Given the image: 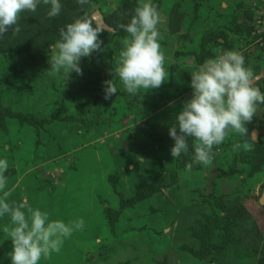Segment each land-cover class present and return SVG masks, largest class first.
<instances>
[{
  "label": "rangeland",
  "instance_id": "obj_1",
  "mask_svg": "<svg viewBox=\"0 0 264 264\" xmlns=\"http://www.w3.org/2000/svg\"><path fill=\"white\" fill-rule=\"evenodd\" d=\"M60 3L54 27L42 18L34 27L54 31L50 43L29 32L27 11L20 33L0 38V160L8 162L0 199L38 208L49 220L84 222L39 264H264V161L256 158L264 152V104L254 114L258 135L247 140L227 130L209 165L187 171L191 148L174 160L169 136L191 97V73L225 50L243 54L264 92V0H152L168 79L135 95L112 71L127 35L120 25L138 0L83 7L102 17L104 51L82 58L83 75L70 80L47 72L50 45L80 7ZM111 79L117 93L106 101L102 83ZM10 223L0 218V264H11L3 233Z\"/></svg>",
  "mask_w": 264,
  "mask_h": 264
},
{
  "label": "clouds",
  "instance_id": "obj_2",
  "mask_svg": "<svg viewBox=\"0 0 264 264\" xmlns=\"http://www.w3.org/2000/svg\"><path fill=\"white\" fill-rule=\"evenodd\" d=\"M83 7L89 0H77ZM40 0H0V38L21 31L19 16L25 11L36 12ZM48 7L47 16L54 18L61 13L60 0H43ZM161 15L152 0H138L127 24L120 28L127 33L121 38V49L116 57L114 77H118L124 91L135 95L141 89H159L168 79L165 55L161 50V33L158 29ZM105 31L97 23L95 13L83 12L72 22L59 28V39L50 45L49 73H62L68 80L70 74L83 75L81 59L94 52H103ZM115 79L102 83L108 101L117 93ZM252 69L245 66V57L238 51L225 50L214 58H208L191 73V97L183 101L182 110L169 127L174 141L170 155L175 159L188 153L193 159L186 165H209L214 156V146L223 143L227 130H234L242 137H255L250 130L258 104H264V92L255 84ZM191 140V144H189ZM247 147L245 142L243 145ZM241 145H234L239 148ZM8 169L7 160H0V172ZM7 177L0 175V190L6 187ZM7 196V193H5ZM10 216V225L3 233L10 238L11 251L7 254L11 264H39L42 257L59 252L65 238L73 230L83 228V220L65 224L62 220H49L48 213L25 203L11 204L0 199V218Z\"/></svg>",
  "mask_w": 264,
  "mask_h": 264
},
{
  "label": "trees",
  "instance_id": "obj_3",
  "mask_svg": "<svg viewBox=\"0 0 264 264\" xmlns=\"http://www.w3.org/2000/svg\"><path fill=\"white\" fill-rule=\"evenodd\" d=\"M96 2L97 0H89V3H91V2ZM70 2L73 4V3H77V0H70ZM47 7V6H46ZM45 6H44V4H39L38 5V8H37V10H36V12H29V11H27L26 12V14H24L23 15V17H24V19H26V20H29V21H31L34 25H33V27H32V24H30L29 25V32H33L36 36L37 35H39L40 36V33H42L43 35H45L44 36V40L45 41H43V42H47V43H50V41H49V39H50V37H51V40L52 39H56L57 38V34L54 32V31H48V30H39V29H34V27H41V25H40V23H39V19L40 18H42V20H45V21H48V20H50L49 22H47V28H49V29H51V27H54V25H52V24H54V22L53 21H51V18H49L48 16H47V13H40V9L39 8H42V9H45L46 8ZM83 12H85L84 10L82 11L81 10V6L79 7V10H78V14H77V16H79V15H82L83 14ZM40 13V14H39ZM67 12H65V14H66ZM42 14V15H41ZM115 18H117V19H119V18H121V22H123V23H125V22H127V15L126 14H122V13H120V12H118V13H116L115 14V16H114ZM57 18H59V15L58 16H56V17H54V18H52L53 20H56ZM35 19H38L37 20V22H35ZM110 24V23H109ZM111 24H113V23H111ZM24 25H25V29L26 28H28V27H26V22L24 21ZM51 25V26H50ZM261 123L259 122V120H257L255 117L253 118V122L251 123V124H248L247 125V127L249 128V130H250V134H251V132H252V130L255 128V127H257L258 125H260ZM251 136V135H250ZM250 136L249 137H247V140H249V139H251L250 138ZM257 152V159L258 160H261L262 162L264 161V152L262 151L261 152V150H258V151H256ZM253 160H255V158L253 159ZM260 161V163H262ZM256 162V161H255ZM263 164H264V162H263Z\"/></svg>",
  "mask_w": 264,
  "mask_h": 264
},
{
  "label": "water",
  "instance_id": "obj_4",
  "mask_svg": "<svg viewBox=\"0 0 264 264\" xmlns=\"http://www.w3.org/2000/svg\"><path fill=\"white\" fill-rule=\"evenodd\" d=\"M96 18H97V23H99V21H100V23H102V17L100 16V14H99V12H96Z\"/></svg>",
  "mask_w": 264,
  "mask_h": 264
}]
</instances>
